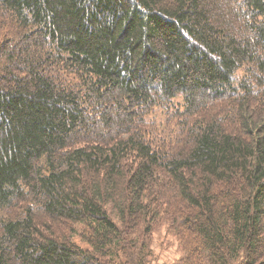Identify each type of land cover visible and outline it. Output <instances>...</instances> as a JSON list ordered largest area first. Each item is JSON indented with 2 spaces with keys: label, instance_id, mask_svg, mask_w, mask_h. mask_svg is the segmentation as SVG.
I'll return each mask as SVG.
<instances>
[{
  "label": "trees",
  "instance_id": "1",
  "mask_svg": "<svg viewBox=\"0 0 264 264\" xmlns=\"http://www.w3.org/2000/svg\"><path fill=\"white\" fill-rule=\"evenodd\" d=\"M161 227L264 264V0H0V264H152Z\"/></svg>",
  "mask_w": 264,
  "mask_h": 264
},
{
  "label": "rangeland",
  "instance_id": "2",
  "mask_svg": "<svg viewBox=\"0 0 264 264\" xmlns=\"http://www.w3.org/2000/svg\"><path fill=\"white\" fill-rule=\"evenodd\" d=\"M240 73L242 74V72ZM247 80L250 82L253 89L256 90V84L252 83L248 77ZM151 124L158 129H161L162 127H160L156 122ZM160 134L164 136L169 135V129L168 132H161ZM156 138H160V135H156ZM13 211H16V213H21L22 210L20 205L15 206ZM167 226L168 228L171 227L169 224ZM150 237L151 239L149 241L147 260L151 261L152 264H185L186 261H189L191 257V251L188 247L191 243V240L195 238L193 233L189 231L185 232L183 229H178V234H174L171 233L166 227H161L156 231H153ZM75 240L77 243L82 245L83 248H85V244L82 242L79 236H76Z\"/></svg>",
  "mask_w": 264,
  "mask_h": 264
}]
</instances>
